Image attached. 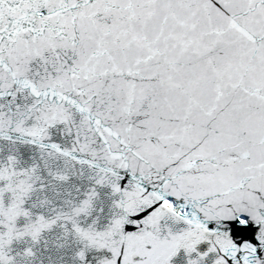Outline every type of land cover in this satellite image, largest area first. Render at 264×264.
Instances as JSON below:
<instances>
[{
  "label": "snow or ice",
  "instance_id": "1",
  "mask_svg": "<svg viewBox=\"0 0 264 264\" xmlns=\"http://www.w3.org/2000/svg\"><path fill=\"white\" fill-rule=\"evenodd\" d=\"M0 264H264V0H0Z\"/></svg>",
  "mask_w": 264,
  "mask_h": 264
}]
</instances>
